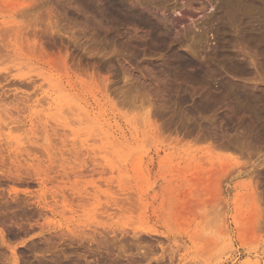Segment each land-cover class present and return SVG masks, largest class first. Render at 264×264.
<instances>
[{"label":"rangeland","instance_id":"rangeland-1","mask_svg":"<svg viewBox=\"0 0 264 264\" xmlns=\"http://www.w3.org/2000/svg\"><path fill=\"white\" fill-rule=\"evenodd\" d=\"M107 1L0 0V264H264V41L223 0H123L167 46Z\"/></svg>","mask_w":264,"mask_h":264},{"label":"bare ground","instance_id":"bare-ground-1","mask_svg":"<svg viewBox=\"0 0 264 264\" xmlns=\"http://www.w3.org/2000/svg\"><path fill=\"white\" fill-rule=\"evenodd\" d=\"M94 1V0H93ZM161 1V0H160ZM234 1L235 0H223L221 3H219L220 5H219V10H221V11H225L226 12V15L228 16V18H229V20L230 21H237V20H239V19H241V21L243 20L244 21V37L245 38H249L250 36L249 35H251V34H255L254 35V37L256 38V39H254L253 38V40L254 41H257V42H263L264 41V21L260 18L261 16H264V13L263 14H261V13H259L260 15L258 16V18H260L262 21H258V18L256 19V22L257 23H253V24H251V22L253 21V19H251V15H249L248 13H242L241 11L243 10V8H244V6H243V8H241L242 10H237V9H239V8H237L236 7V5H235V3H234ZM251 1H252V3H251ZM260 2L261 0H245V2L243 3V4H257V2ZM263 2H264V0H262ZM98 2V1H97ZM100 2V1H99ZM163 2V1H162ZM236 2H238V1H236ZM90 3H91V1H90ZM262 3V2H261ZM103 4V3H102ZM135 4V3H134ZM158 4H160V2H158ZM237 4V3H236ZM250 4V5H251ZM107 5H108V10H105V11H108L107 13H109L108 15H110V14H114L116 17H117V20H119V21H121L120 23H122V22H129V21H131V22H135V23H138V24H140V26H146L147 28H150L151 29V33H153V35H151V37H154V38H152V39H154V40H159L160 42H161V44L162 45H166V41H168L167 39H171V36H172V33H173V28H175L177 25H178V23L180 22V18H178V17H172V18H170V19H166L165 20V18H163L164 20H162V19H159V18H155V17H153L152 15H151V13L149 14V12L148 11H145V10H142L141 8H139V7H136V6H132V5H128V3H126V2H124L123 0H108L107 1ZM163 5V4H162ZM238 5V4H237ZM249 5V6H250ZM156 6V5H155ZM159 6V5H158ZM236 7V11H235V9H233L232 7ZM247 6V5H246ZM250 7H252V5L250 6ZM263 7V6H262ZM178 8V7H177ZM249 7H245V9H248ZM106 9V8H105ZM253 9V8H252ZM260 9V8H259ZM258 9V10H259ZM147 10V9H146ZM191 11V10H190ZM235 11V12H234ZM245 11V10H244ZM243 11V12H244ZM248 11V10H247ZM260 11V10H259ZM252 12V11H251ZM262 12H264V10H262ZM103 13V12H102ZM185 13H190V12H188L187 10L185 11ZM219 13V12H218ZM257 13V12H256ZM255 13V14H256ZM106 14V13H105ZM243 14H244V16H243ZM221 15V14H220ZM114 16V17H115ZM155 16V15H154ZM222 16V15H221ZM255 16H257V15H255ZM169 18V17H168ZM256 18V17H255ZM104 19V18H103ZM264 19V18H263ZM116 21V20H115ZM235 21H234V24L233 25H235ZM255 21V20H254ZM9 23V22H8ZM228 23H230V22H228ZM227 23V24H228ZM242 23V22H241ZM208 24V23H207ZM254 24H256V25H254ZM123 25V24H122ZM121 25V26H122ZM128 25V24H127ZM231 25V24H230ZM130 26V25H129ZM229 26V25H228ZM243 26V24L240 26V27H242ZM118 26H116V28H117ZM218 28V27H217ZM135 29V28H134ZM133 29V30H134ZM150 29H149V33H150ZM221 29V28H220ZM229 29V28H228ZM108 30V29H107ZM223 30V29H222ZM227 31V30H226ZM241 31V30H240ZM189 32V31H188ZM190 33V32H189ZM189 33H187V36H188V34ZM117 34V33H116ZM121 34V33H120ZM204 35V34H203ZM147 36V35H146ZM145 36V37H146ZM190 36V35H189ZM136 37V36H135ZM148 37H149V35H148ZM196 37V36H195ZM144 38V37H143ZM187 38V37H186ZM200 38V37H199ZM252 38V37H251ZM131 39V38H130ZM134 39V38H133ZM142 39V38H141ZM140 39V40H141ZM170 39H169V41H170ZM176 39V38H175ZM184 39V38H183ZM189 39V38H188ZM129 40V39H128ZM132 40V39H131ZM143 40H147V38L145 39H143ZM148 40H149V38H148ZM171 40H174V38H172ZM181 40H182V38H181ZM194 40H196L195 38H194ZM245 40V39H244ZM253 40H251V42L253 41ZM142 41V40H141ZM140 41V42H141ZM185 41V40H184ZM184 41H182V42H184ZM249 41H250V39H249ZM122 42V41H121ZM148 42H150V41H148ZM151 42H152V40H151ZM156 43H158V41H155ZM182 42H181V44H182ZM197 42H199V41H197ZM196 42V43H197ZM201 42V41H200ZM256 42V43H257ZM144 43V42H143ZM165 43V44H164ZM178 43V42H177ZM189 43V42H188ZM136 44V43H135ZM138 44H140V43H138ZM145 44V43H144ZM160 43H159V45H161ZM195 44V43H194ZM200 44V43H199ZM258 44V43H257ZM134 45V44H133ZM162 45H161V47H162ZM190 45H192L191 43H190ZM260 45V44H259ZM262 45H264V42H263V44ZM261 45V46H262ZM148 46V45H147ZM157 46V45H156ZM167 46V45H166ZM164 47V46H163ZM180 47V46H179ZM178 47V48H179ZM198 47V46H197ZM140 48H141V46H140ZM139 48V49H140ZM195 48H196V46H195ZM195 48H193L194 50H195ZM260 48H263V47H260ZM135 49V48H134ZM160 49V48H159ZM162 49V48H161ZM192 49V48H191ZM178 50V49H177ZM202 50V49H201ZM264 50V49H263ZM137 51V50H136ZM262 51V50H261ZM146 52H147V50H146ZM184 52V51H183ZM159 53V52H158ZM175 53V52H174ZM176 53H181V52H176ZM193 53V52H192ZM184 58V57H183ZM179 59V58H178ZM179 64V63H178ZM177 64V65H178ZM190 64H193V61L192 60H190V59H182L181 60V62H180V65L182 66V67H188ZM197 64V63H196ZM190 67V66H189ZM180 68V67H179ZM201 69V68H200ZM245 99H249V97L248 96H245L244 97ZM259 113V112H258ZM257 113V114H258ZM264 111H262V113H260L259 115H261V117L263 118V120H264ZM256 114V113H255ZM260 119V118H259ZM261 123H264V121L263 122H261ZM263 126H264V124H263ZM18 158V157H17ZM63 166V165H62ZM60 171V170H59ZM38 175V174H37ZM58 196V195H57ZM61 196V195H60ZM59 196V197H60ZM65 196H67V195H65ZM47 198V197H46ZM55 199V198H54ZM45 200V199H44ZM49 202V201H48ZM115 232V231H114ZM91 233H89V235H90ZM125 234V233H124ZM144 234V233H143ZM152 234V233H151ZM149 235V234H148ZM96 236V235H95ZM102 236V235H101ZM117 236V235H116ZM120 236V235H119ZM125 236V235H124ZM134 238H135V236H137L135 239H133V237H132V239L133 240H136V242L134 241V243H133V245L136 247V249H138V250H140V248L142 247V248H144L143 246H142V243H143V241L144 240H142L140 237L138 238V236H141L140 234H138V233H136V235L134 236V235H132ZM109 237V236H108ZM115 237V236H114ZM113 237V238H114ZM118 237V236H117ZM121 237V236H120ZM128 237H130V236H128ZM143 237V236H142ZM95 238V237H94ZM112 238V240H113V242H114V240H115V238L113 239ZM122 238V237H121ZM148 238V237H147ZM99 239V238H98ZM97 239V240H98ZM87 240V239H86ZM106 240H108V238L106 237ZM117 240V239H116ZM115 240V241H116ZM119 240V239H118ZM72 241V240H71ZM88 241V240H87ZM110 241V240H109ZM108 242V241H107ZM145 242V241H144ZM47 243V242H46ZM45 243V244H46ZM110 243H112V241H110ZM120 243H121V245H119L118 246V248H117V251H118V249H119V254H124L125 256H127L128 254H132V251H131V253H129L127 250V244L125 245L124 244V241L123 242H121V240H120ZM119 243V244H120ZM52 244H54V243H52ZM146 244V243H145ZM35 245V244H34ZM50 245V244H49ZM92 245V244H91ZM97 245V244H96ZM101 245V244H100ZM143 245H144V243H143ZM146 245H148V244H146ZM146 245H144V246H146ZM151 245V244H150ZM46 246V245H45ZM53 246V245H52ZM131 246V245H130ZM149 246V245H148ZM129 247V246H128ZM41 248V247H40ZM100 248V247H99ZM103 248V247H102ZM147 248V246L145 247V249ZM43 249V248H42ZM97 249V248H96ZM109 249V248H108ZM132 249V248H131ZM135 249V248H134ZM92 250H94V249H92ZM99 250V249H98ZM110 250V249H109ZM112 250V249H111ZM95 251V250H94ZM93 251V252H94ZM106 251V250H105ZM117 251H115V252H117ZM90 252V251H89ZM88 252V253H89ZM98 252V251H97ZM115 252H113V253H115ZM99 253V252H98ZM108 253H111L110 251L108 252ZM146 253V252H145ZM65 254V253H64ZM74 254H76V253H74ZM91 254V253H90ZM134 254V253H133ZM44 255V254H43ZM63 255V254H62ZM66 255V254H65ZM77 255V254H76ZM110 255V254H109ZM112 255V254H111ZM139 255V254H138ZM70 256H73L72 254L70 255ZM75 256V255H74ZM78 256H80V255H78ZM81 256H83V257H85V254L84 255H81ZM116 256V255H115ZM115 256H113V257H115ZM142 256V255H141ZM55 257V256H54ZM64 257V256H63ZM96 257V256H95ZM118 257V256H117ZM130 257V256H129ZM134 257V256H133ZM146 257V256H145ZM159 257V256H158ZM57 258V257H56ZM61 258V257H60ZM70 258V257H69ZM72 258V257H71ZM76 258V257H75ZM80 258V257H79ZM86 258V257H85ZM107 258H108V256H107ZM109 258H110V256H109ZM155 258V257H154ZM40 259V258H39ZM50 259V258H49ZM97 259H99V258H97ZM113 259V258H112ZM120 259V258H119ZM142 259V258H141ZM152 259V258H151ZM158 259V258H157ZM159 259H161V256H160V258ZM67 260H70V259H68L67 258ZM71 260H74V259H71ZM80 260H81V258H80ZM91 260V259H90ZM93 260V259H92ZM114 260V259H113ZM116 260V259H115ZM118 260V259H117ZM27 261V260H26ZM60 261V260H59ZM65 261V260H64ZM75 261V260H74ZM121 261V260H120ZM131 261V260H130ZM154 261V260H153ZM157 261V260H156ZM155 261V262H156ZM69 262H71V261H69ZM69 262H68V264H69ZM73 262V261H72ZM71 262V263H72ZM114 262V261H113ZM112 262V263H113ZM142 262V261H141ZM149 262V261H148ZM147 262V263H148ZM161 262V261H160ZM74 263V262H73ZM95 263V262H94ZM93 263V264H94ZM96 263H98L97 261H96ZM143 263V262H142ZM150 263V262H149ZM76 264V263H75ZM84 264V263H83ZM88 264H91L90 262H88ZM120 264V263H119ZM129 264V263H128ZM154 264V263H153Z\"/></svg>","mask_w":264,"mask_h":264}]
</instances>
